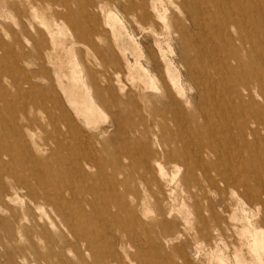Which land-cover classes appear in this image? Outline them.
<instances>
[{"label":"rangeland","instance_id":"rangeland-1","mask_svg":"<svg viewBox=\"0 0 264 264\" xmlns=\"http://www.w3.org/2000/svg\"><path fill=\"white\" fill-rule=\"evenodd\" d=\"M226 9L0 0V264H264Z\"/></svg>","mask_w":264,"mask_h":264},{"label":"bare ground","instance_id":"bare-ground-1","mask_svg":"<svg viewBox=\"0 0 264 264\" xmlns=\"http://www.w3.org/2000/svg\"><path fill=\"white\" fill-rule=\"evenodd\" d=\"M221 1L227 8L226 17L228 21L236 26H242L246 33L241 38L244 44L242 47L244 52H242L239 49L240 47L236 50L231 48V46L234 47L235 38L232 32L226 31L225 34L230 37L226 40L225 46L231 52L227 54V66L225 70H222L220 77L228 83L231 82L229 90L235 93L240 104L239 114L244 117L243 123L238 126L239 141L237 143L242 148L258 147L264 143V0ZM233 8L239 9V11L242 10L244 13L241 12L237 16L232 12ZM250 9L254 14L249 13V11L251 12ZM233 60L236 64H233ZM247 110L251 111L250 117L246 115ZM250 118L254 119L256 126L253 127L248 123ZM223 133V128L220 127H217L216 131L211 130V135L215 141L222 142L218 134L223 135ZM248 136L253 137V142L249 141ZM214 144L216 145V143ZM225 153L227 154V152Z\"/></svg>","mask_w":264,"mask_h":264}]
</instances>
